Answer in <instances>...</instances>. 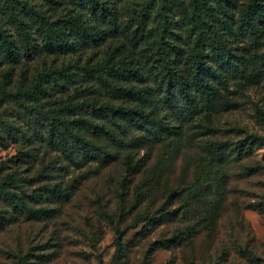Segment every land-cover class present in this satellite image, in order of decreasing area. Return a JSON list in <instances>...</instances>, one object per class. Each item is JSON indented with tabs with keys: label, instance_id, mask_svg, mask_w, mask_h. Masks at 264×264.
Instances as JSON below:
<instances>
[{
	"label": "rangeland",
	"instance_id": "rangeland-1",
	"mask_svg": "<svg viewBox=\"0 0 264 264\" xmlns=\"http://www.w3.org/2000/svg\"><path fill=\"white\" fill-rule=\"evenodd\" d=\"M29 1L51 18L78 9L66 0ZM111 1L119 18L124 16V4L135 5L132 0ZM243 2L234 0L229 17L218 9L212 12L233 28ZM171 20L174 38L184 48L186 38L177 15L172 14ZM212 22L225 46L241 55L244 71L260 67L264 25L255 42H250L247 35H233L218 21ZM0 27L15 37L13 27L2 15ZM108 53L139 62L142 79L128 83L135 87L152 84L137 46L122 33L106 35L99 43L81 45L75 51L40 50L30 57L20 53L16 61L0 56V178L16 172L25 179L22 187L27 193L39 194L29 199L31 206L51 209L39 219L16 214L14 221L0 229V264H19L21 256V264H264V75L252 81L239 73L227 74L213 107L190 118L174 117L173 123L180 124L179 134L164 143L143 140L112 144L79 124L86 137L104 145L115 158L101 166L93 160L75 165L51 142L48 120L26 114L5 93L13 92L20 82L24 86L35 80L42 70L67 65L75 72L72 80L61 78L62 85L36 98L23 97V104L49 108L58 118L79 121L86 116L93 122L101 121L89 107L78 112L62 108L61 103L85 99L135 102L108 94L94 75L81 69L85 62L103 61ZM109 125L124 142L139 135L134 127L121 131ZM247 136H255L258 144L243 155L228 151L217 159L208 150L212 141H226L233 147ZM21 150L31 154L24 155L29 161L19 159ZM133 164L138 170L130 172ZM52 184L66 190L68 198L58 201L43 193V187ZM140 186L141 199L136 203L135 192ZM172 189L175 192L169 195ZM161 205L176 208L177 216L154 224L135 220L141 211H155ZM186 226H191L189 235L181 243L159 246L155 242Z\"/></svg>",
	"mask_w": 264,
	"mask_h": 264
},
{
	"label": "trees",
	"instance_id": "trees-1",
	"mask_svg": "<svg viewBox=\"0 0 264 264\" xmlns=\"http://www.w3.org/2000/svg\"><path fill=\"white\" fill-rule=\"evenodd\" d=\"M66 2L77 7V11L70 10L68 14L51 18L29 0H0V15L11 24L15 34L12 37L7 29L0 27V56L7 61H16L20 53L30 57L40 50L50 53L75 51L81 45L99 43L106 35L122 33L132 46H137L152 82L140 87L128 83L130 80L142 79V71L139 62L125 55L115 57L108 53L101 62H85L81 69L94 75L108 94L135 100L132 104L91 99L61 103L62 108L78 112L81 108L89 107L93 116L100 117L101 121L98 122L86 116L79 117V121L58 118L49 108L40 109L23 104V97L36 98L48 93V89L62 85L61 78L63 81L72 80L75 72H70L67 65L42 70L37 73L35 80L24 86L20 82L13 92L5 93L17 101L26 114H35L48 120L53 132L51 142L75 165L93 160L101 166L115 158L113 152L86 137L81 129L101 135L112 144H136L143 140L164 143L171 136L179 134L180 124L173 123L174 117L180 115L190 118L213 107L219 88L225 87L227 74L239 73L252 81L264 75V51L260 53V67L254 71H244L241 55L232 53L225 46L212 22L218 21V25L231 34L247 35L250 42H255L264 25V0H245L233 20V28L225 18H216L212 10L218 9L217 12L229 17V7L234 4V0H132L131 3L135 5H123L122 18H119V11L111 0ZM172 14L177 15L184 31V48L174 38L176 32L173 30ZM204 14L210 16L205 18ZM4 80H7L6 74ZM120 80L124 83H119ZM79 124H82L81 129ZM109 124L121 131L134 127L139 135L124 142ZM256 139L255 136H247L233 147L228 146L226 141H212L208 150L217 159H222L228 151L240 156L258 144ZM24 155L31 154L23 150L17 154L19 159L28 160L29 157ZM130 167V172L138 170L136 164ZM24 180L14 171L0 178V202L3 204L0 206V229L14 221L16 214L39 219L51 210L48 207L31 206L29 199H35L39 194L33 193L32 196V193H27L22 187ZM43 188V193L56 197L58 201L68 198L66 190L57 184ZM174 192L175 189H172L168 194ZM140 193L141 186L135 192L136 203L141 199ZM177 214L176 208L161 205L155 211H141L135 220L154 224L170 220ZM190 227L177 229L170 236L155 242L159 246L177 245L187 239ZM116 243L118 249L119 236ZM29 254L39 256L33 252ZM22 259L23 256L19 258V264Z\"/></svg>",
	"mask_w": 264,
	"mask_h": 264
}]
</instances>
